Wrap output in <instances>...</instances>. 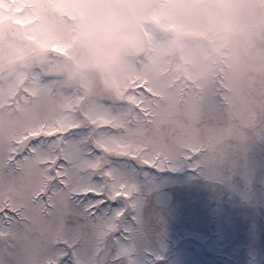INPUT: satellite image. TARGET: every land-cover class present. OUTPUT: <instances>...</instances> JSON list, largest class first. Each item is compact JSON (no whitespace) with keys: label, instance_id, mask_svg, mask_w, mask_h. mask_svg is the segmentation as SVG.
<instances>
[{"label":"snow or ice","instance_id":"obj_1","mask_svg":"<svg viewBox=\"0 0 264 264\" xmlns=\"http://www.w3.org/2000/svg\"><path fill=\"white\" fill-rule=\"evenodd\" d=\"M27 4L28 0H22ZM264 14V0H254ZM25 9L21 8L20 11ZM54 52H55V46ZM144 77L90 110L55 54L0 87V264H157L163 172L187 169L245 195L264 147V100H223L197 129L157 126Z\"/></svg>","mask_w":264,"mask_h":264},{"label":"rangeland","instance_id":"obj_2","mask_svg":"<svg viewBox=\"0 0 264 264\" xmlns=\"http://www.w3.org/2000/svg\"><path fill=\"white\" fill-rule=\"evenodd\" d=\"M224 2L227 4L219 6L222 10L218 24L199 29L191 26L187 17L188 25H184L181 15H169L162 7L133 17L124 2L108 10V2L101 0H67L66 5L61 0H28L27 4L22 0H0V32L8 23L19 22L31 48L50 52L55 46V51L80 68L83 54L73 57L70 46L76 28L59 13L67 10L73 19L78 14L85 19L91 17L90 29L110 34L97 38L92 46L97 52L91 56L90 72L98 73L100 81L65 63L63 66L74 79H62L64 86L79 88L82 98L86 89H101L85 102L94 110L102 98L126 89L132 78L144 77L157 98V126L181 131L197 129L221 100L228 108L237 104L250 107L264 100V64L249 61L237 47L245 25L238 13L243 7L256 4L254 0ZM21 8L25 10L20 11ZM200 13L211 16L212 10L202 7ZM107 15L110 19L104 18ZM260 16V26L264 27V14ZM152 17L156 28L151 33L146 28L152 24ZM144 29L154 37L153 52L141 67L133 68L131 61L136 56L132 48L145 46ZM197 37L205 46L192 41ZM77 43L82 47L81 42ZM17 45L9 63L23 56ZM102 45L106 46L105 51L99 53ZM32 67L29 62L9 70L0 80V87H11ZM247 166L253 176L245 195L241 194L244 185L239 178L233 180L235 187L229 188L187 169L159 175L157 191L170 190L174 205L167 210L155 207L163 218L164 229V247L158 249L163 259L157 264H264V186L257 185L264 181V147L257 146L249 153Z\"/></svg>","mask_w":264,"mask_h":264},{"label":"flooded vegetation","instance_id":"obj_3","mask_svg":"<svg viewBox=\"0 0 264 264\" xmlns=\"http://www.w3.org/2000/svg\"><path fill=\"white\" fill-rule=\"evenodd\" d=\"M56 1L58 2V0ZM61 1L63 4L65 5L67 4V0H61ZM101 1H107L108 5L109 6L111 5L112 7L124 2L123 4L127 12L130 14V16L132 15L133 17H135V15L137 16L141 14V12H145V11L154 12L156 9L162 7L163 12L168 13L169 15L171 14H175L178 16L181 15V19L183 20H185V18L187 17V19L190 21L191 26L200 27V28L204 26H208L209 24L211 25H214V23L218 24L220 20L218 9H217L219 7V0H101ZM202 7L210 8V10H212L211 16L203 15V14L201 15L202 12L200 13V11ZM251 7L257 8L256 6L251 5V6H247V9H250ZM104 18L110 19V15H107L106 17L104 16ZM80 21H81V26L77 28L83 29L85 31L86 27H90L91 17L89 19H85V17L82 16ZM149 22L153 24V25L150 24L148 26V29L152 33L153 32L152 29L155 28L156 20L154 17H152V19H149ZM184 25H188V21H186V23L184 22ZM3 33H4V30L0 32V36H2ZM105 33L107 32L105 31ZM109 35L110 34H102V35H98V37L92 38L87 44L88 48L82 47V49L79 52H77L78 57L81 54H83V59H82V62L80 63L81 69L78 66H76L75 63L73 64L72 61H67L64 57L55 55L57 58L56 61L60 65L61 70L65 69V67L63 66V60H64V61H67L72 68H74L75 70H78V72L90 73V76L92 77L93 75V79L94 78L96 79V76L90 72L91 67L89 64V60L92 59L91 56L97 52V50L94 51L92 49V46L96 42L97 38L102 37V36L106 37ZM1 39L2 37H0V40ZM17 44L19 43H14L10 45V56L12 55L14 51V47ZM19 47H21L22 49V46L20 44H19ZM105 48L106 46L102 45L101 46L102 50H98V52L103 53V51H105L104 50ZM22 51L24 53L23 56L16 58L15 61H13L12 63H6L0 66V78H2L11 68L15 67L19 62L25 63L27 61H32L33 63H35L34 65H37L40 63L41 59L40 60L38 59H39V56L43 54L42 51L37 52L34 50L32 51L28 50L25 52L23 49ZM51 55L53 56L54 54H51ZM61 76H62V79L64 80L65 77L62 74ZM73 79H74V75L71 73L70 78L65 79V80H68L67 82H69V81H72ZM93 91L95 92V89L91 90L90 88L89 90L87 89L85 90V94H84L85 102L88 98H90L91 95H95ZM172 205L170 207H172Z\"/></svg>","mask_w":264,"mask_h":264},{"label":"water","instance_id":"obj_4","mask_svg":"<svg viewBox=\"0 0 264 264\" xmlns=\"http://www.w3.org/2000/svg\"><path fill=\"white\" fill-rule=\"evenodd\" d=\"M252 22L250 24H252ZM242 38L243 53H245L248 58L264 62V35L261 34L260 27H258V25H253L251 29L245 31ZM260 184L263 183L260 182L259 185ZM153 199L157 206L165 208L171 202V194L164 191L158 192L155 193Z\"/></svg>","mask_w":264,"mask_h":264},{"label":"bare ground","instance_id":"obj_5","mask_svg":"<svg viewBox=\"0 0 264 264\" xmlns=\"http://www.w3.org/2000/svg\"><path fill=\"white\" fill-rule=\"evenodd\" d=\"M95 32H96V31H94V30L91 31V32H90V35H93V33H95ZM149 46H150V47H149L148 51H151V45H149ZM140 63H141V62L139 61V64H140Z\"/></svg>","mask_w":264,"mask_h":264}]
</instances>
